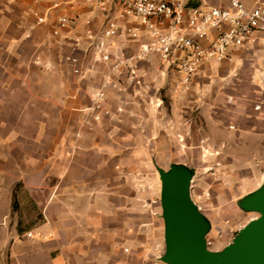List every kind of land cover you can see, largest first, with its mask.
Listing matches in <instances>:
<instances>
[{
    "label": "crops",
    "instance_id": "0c3cea01",
    "mask_svg": "<svg viewBox=\"0 0 264 264\" xmlns=\"http://www.w3.org/2000/svg\"><path fill=\"white\" fill-rule=\"evenodd\" d=\"M93 3L0 0V264H164L157 169L180 163L178 146L205 124L201 139L224 146L222 164L246 170L264 157V91L244 94L245 65L264 81V31L230 59L204 63L175 99L156 53L133 61L135 79L125 65L112 70L147 41L124 34L134 21L121 22L111 59H99L93 45L113 10ZM60 14L69 23L54 35Z\"/></svg>",
    "mask_w": 264,
    "mask_h": 264
},
{
    "label": "built area",
    "instance_id": "2783aa9c",
    "mask_svg": "<svg viewBox=\"0 0 264 264\" xmlns=\"http://www.w3.org/2000/svg\"><path fill=\"white\" fill-rule=\"evenodd\" d=\"M39 1H47L52 7H58L60 2ZM198 1L195 4L192 0H94L93 5L100 11L105 12L109 7L113 10V16L106 20L99 40L93 45L94 50L99 59L110 60L107 46L111 39L121 35V22L134 21L135 25L123 27L124 34L135 39L142 31L147 41L129 59L116 56L112 70L117 71L125 65L135 79L133 61L156 53L171 70L172 78L168 81L171 96L183 99L191 89L192 78L204 63L230 59L231 49L252 47L258 40V33L264 31V0ZM34 15L37 23L45 21L43 15L36 12ZM68 23L67 15L60 14L53 34L58 35ZM67 59L73 64V71L78 73L77 58L70 56ZM107 81L108 76L92 98L94 109H102ZM94 118L99 120L100 115L96 114ZM27 235L31 236V233Z\"/></svg>",
    "mask_w": 264,
    "mask_h": 264
},
{
    "label": "rangeland",
    "instance_id": "374dc122",
    "mask_svg": "<svg viewBox=\"0 0 264 264\" xmlns=\"http://www.w3.org/2000/svg\"><path fill=\"white\" fill-rule=\"evenodd\" d=\"M192 2L199 3L198 0H192ZM248 60L255 61L253 58ZM251 65H245V69L251 70H244V94L248 99L251 93L259 95L264 91L263 77L258 76L254 79L253 75H258V72L255 71L254 62ZM206 127L205 124L198 125L197 132L194 133L197 137L189 140L190 143H187L189 146H178L176 158L180 160V163L172 164H180L192 170L189 184L190 196L198 206L207 225L205 235L208 241L207 247L220 253L233 242L239 231L249 221L259 215L256 210L248 208L246 205L263 189L264 157L256 154L252 158V163L247 164L246 170L239 167L238 164H222L218 157L222 155L224 146L211 144L210 141L201 139L205 135ZM210 134L213 133L210 132ZM184 142L186 144V141ZM162 215L163 212L160 214L163 218ZM164 251L158 260L167 264L161 260Z\"/></svg>",
    "mask_w": 264,
    "mask_h": 264
},
{
    "label": "water",
    "instance_id": "95a60500",
    "mask_svg": "<svg viewBox=\"0 0 264 264\" xmlns=\"http://www.w3.org/2000/svg\"><path fill=\"white\" fill-rule=\"evenodd\" d=\"M161 181V207L164 220L167 264H264V184L247 202L258 212L237 234L233 242L218 253L207 248V225L190 196L192 170L170 164L157 169Z\"/></svg>",
    "mask_w": 264,
    "mask_h": 264
}]
</instances>
